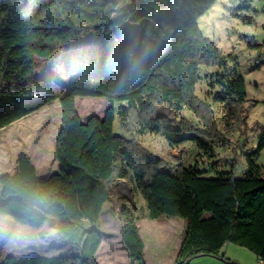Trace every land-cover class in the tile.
<instances>
[{
	"label": "trees",
	"instance_id": "obj_1",
	"mask_svg": "<svg viewBox=\"0 0 264 264\" xmlns=\"http://www.w3.org/2000/svg\"><path fill=\"white\" fill-rule=\"evenodd\" d=\"M100 1L0 0V130L57 100L62 108L58 173L40 177L32 158L22 154L18 170L0 177V213L33 228L52 218L63 240L78 252L11 254L0 264H100L97 255L104 238L98 226L105 205L112 202L116 178L134 181L146 202V217L187 221L177 264L220 256L228 243L248 248L264 263V177L254 160L243 177L220 172L209 178L195 166L172 165L141 149L114 128L118 120L126 133L160 134L173 147L194 141L213 156L209 141L221 137L206 100L197 94L202 68L218 69L207 93L213 101L232 107L248 98L238 57L224 54L199 25L217 0H133L122 16L83 25L80 17ZM140 22L141 43L129 52L118 29ZM90 32L97 41L77 56L68 84L36 75L37 57L52 58ZM78 97L122 104L117 110L111 107L104 118L84 122ZM158 104L178 116L185 108L194 110L206 129H196L184 117L154 118ZM120 216L131 260L146 264L141 217L129 205L122 206Z\"/></svg>",
	"mask_w": 264,
	"mask_h": 264
},
{
	"label": "rangeland",
	"instance_id": "obj_2",
	"mask_svg": "<svg viewBox=\"0 0 264 264\" xmlns=\"http://www.w3.org/2000/svg\"><path fill=\"white\" fill-rule=\"evenodd\" d=\"M133 0H101L88 7L81 18L83 25L100 22L104 17L114 19L122 16ZM89 13V14H88ZM79 20L78 16L74 17ZM141 22L126 23L119 29V35L130 52L141 43ZM202 33L213 40L224 54L234 53L238 57L239 69L247 84L248 98L241 105L229 107L226 103L213 101L207 93L213 89L211 83L218 72L217 68L203 67L202 79L197 86L198 96L206 101L205 109L211 112L218 138L209 141L213 146V156L194 141L182 146H171L160 134L146 133L137 136L121 130L115 121V132L127 140L140 145L141 149L165 159L172 165L197 167L204 176L217 177L220 172H233L243 177L252 159L260 166L264 177V0H217L199 20ZM140 28V33L138 28ZM141 34V36H140ZM94 32L87 33L82 39L69 43L49 59L36 58V75L68 84L74 77L76 58L89 51L97 41ZM262 45L255 47L254 45ZM77 109L86 122L92 116L104 118L113 107L120 108V102L112 103L108 98L78 97ZM200 112L204 108L199 109ZM154 118H169L178 121L180 117L188 120L196 129H206L202 117L190 108H185L178 116L173 110L156 105ZM62 108L57 100L37 112L0 130V176L12 174L22 153L28 154L38 168L42 178L58 173L59 161L56 156V142L61 129ZM184 150V151H183ZM2 186L0 184V192ZM112 202L106 204L99 223L104 243L100 258L104 264H138L129 259L125 252V221L120 213L123 205L131 206L141 217L143 235L148 246L152 264H161L160 253L166 259L162 264H171L175 246V235L171 230L152 224L154 220L146 217V202L136 190L131 178H116L112 183ZM209 216V215H208ZM161 221L178 223L187 221L162 217ZM113 253L108 254V250ZM76 255V248L60 236L57 222L49 219L41 228L22 224L12 216L0 213V260L8 255ZM190 264H264L258 256L246 247L228 243L220 256H200Z\"/></svg>",
	"mask_w": 264,
	"mask_h": 264
},
{
	"label": "crops",
	"instance_id": "obj_3",
	"mask_svg": "<svg viewBox=\"0 0 264 264\" xmlns=\"http://www.w3.org/2000/svg\"><path fill=\"white\" fill-rule=\"evenodd\" d=\"M22 154H26V153H22ZM20 156H19V158H20ZM18 167H19V160H18V164L16 165L15 170L13 171L12 174H14L18 170ZM141 219H145V218H141ZM141 219L138 221V227H139L140 234H141V236H142V238L144 240V243H145V249H144L145 261H146V264H152L150 256H149V252H148V246H147V243H146V239H145V236L143 235V232H142L143 231V226L141 225ZM161 219L162 218L154 220V222H152V224L156 225V224L160 223L159 227L171 230L172 233H174V235H175V246H174V250L172 252V256H171L170 259L172 261L171 264H177V262H176L177 261V257L179 255L180 249L182 247L183 241H184L185 236H186L187 226L185 224H183L182 226L178 227V223H175L177 221H174L173 223H171L170 221H161ZM103 243H104V241H103ZM102 246H103V244H102ZM100 250H101V248H100ZM100 250H99L98 255H97V260H98V262L100 264H104L103 260L100 258V254H101ZM125 250H126L125 252L129 256V259L131 260L130 253H129V251H128L126 246H125ZM112 251H113V249H111V251L108 250V254L113 253ZM160 255H161V258L159 259V261H160L161 264L166 259L165 257H169L170 256V255L169 256L165 255L163 257L162 253H160ZM260 263H261V260H260Z\"/></svg>",
	"mask_w": 264,
	"mask_h": 264
},
{
	"label": "built area",
	"instance_id": "obj_4",
	"mask_svg": "<svg viewBox=\"0 0 264 264\" xmlns=\"http://www.w3.org/2000/svg\"><path fill=\"white\" fill-rule=\"evenodd\" d=\"M261 263H263V261H261Z\"/></svg>",
	"mask_w": 264,
	"mask_h": 264
}]
</instances>
